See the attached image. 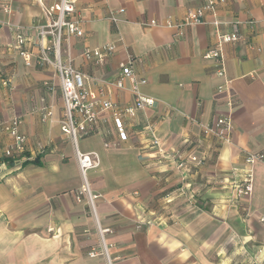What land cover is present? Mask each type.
I'll use <instances>...</instances> for the list:
<instances>
[{
	"label": "crops",
	"instance_id": "1",
	"mask_svg": "<svg viewBox=\"0 0 264 264\" xmlns=\"http://www.w3.org/2000/svg\"><path fill=\"white\" fill-rule=\"evenodd\" d=\"M207 0H77L83 34L63 43L75 68L90 77L97 99L132 105L131 79L110 82L130 56L138 90L154 105L137 110L128 138L116 148L110 111H98L101 133L79 140L99 164L88 171L99 227L111 264H264V163L250 167L247 153H264V0H223L201 23L182 28L189 7ZM4 4L10 11L5 12ZM115 17L116 20H113ZM237 25L239 39L221 46L224 76L203 58L218 35ZM252 20V23H247ZM48 22L35 0H0V120L20 119L31 160L0 170V264H107L97 224L86 202H77L81 177L69 138L60 130L64 105L52 65H39L35 27ZM216 22V23H215ZM26 37V65L14 38ZM113 44L103 63L83 58L85 48ZM223 82L227 88L217 90ZM43 107L50 117L42 118ZM232 120L228 142L203 138L200 123ZM166 149L186 148L202 138L200 165L178 170L151 147L144 129ZM4 137V141H8ZM42 147L40 149L39 147ZM251 169L252 190L237 196L235 182ZM186 184L192 200L177 187ZM95 249L97 255L89 256Z\"/></svg>",
	"mask_w": 264,
	"mask_h": 264
},
{
	"label": "built area",
	"instance_id": "2",
	"mask_svg": "<svg viewBox=\"0 0 264 264\" xmlns=\"http://www.w3.org/2000/svg\"><path fill=\"white\" fill-rule=\"evenodd\" d=\"M42 5L43 10L48 17V22L42 25L34 26L37 40L40 44V52L37 57L39 65H52L59 76L60 92L63 99L64 112L59 120L60 130L71 141L74 149V156L81 177V184L75 190L74 197L77 202H86L90 214L96 221L97 230L101 238V253L106 257L107 264H111L106 246L103 241V231L99 227L96 215L95 200L99 194L94 193L88 183L87 173L90 169L95 168L99 164L98 155L95 152H82L79 149V140L91 134L101 133L97 127L98 111L107 109L110 111V119L112 122L115 139L112 141L105 140L103 146L106 148H116L121 142L128 138V125L130 120L136 115L137 110H143L146 107L154 105V99L142 94L138 90V83L144 82L143 79H136L133 70V60L129 56L125 62L120 63V76L110 82L117 88L123 89V78L131 79L132 85L130 92L133 94L132 105H118L109 100L97 99L90 91L88 84L90 77L75 68L68 55L64 56L63 43L70 36H81L82 20L75 15V6L77 0H35ZM223 0H207L204 4L197 7H189L186 9L183 17L178 22L170 19L158 23L151 20L149 24L162 25L166 27L177 28L178 34L182 33V28L203 21V16L206 11H214L215 4ZM5 12L10 11L9 4H4ZM116 20L115 17H112ZM216 23V22H215ZM239 21L233 22L231 31L219 33L218 41L208 47L203 53V58L213 60L216 65V74L223 77L224 67L222 64L221 46L224 43H232L239 39L237 25ZM247 23H252L248 20ZM26 37L22 34H17L14 38V46L22 56L24 63L30 65L32 54L26 48ZM115 46L113 44H103L95 48H85L82 52L85 60L91 61L94 64H101L105 59L113 53ZM227 83L223 82L217 86L218 91L225 90ZM50 117L48 107H43L42 118ZM20 119L13 117L9 120H0V170L9 166H20L26 161L31 160V156L27 154L26 136L23 134L20 127ZM203 138L212 137L217 143L228 142L233 127L230 116H217L211 123H200ZM146 134L151 137V147L154 151L163 158L168 159L173 163L178 170H185L189 164L200 165L203 163V155L198 154L202 148V138L191 145L192 150L186 148H172L166 150L154 136V126L148 122L144 126ZM8 137V141H4V137ZM42 149V147H39ZM244 162L250 167L255 162L264 163V153H247ZM235 190L237 196H246L252 190V174L249 169L239 181L235 182ZM177 192L183 198L192 200V194L188 190L186 184H181L177 187ZM97 251L92 249L89 256L97 255Z\"/></svg>",
	"mask_w": 264,
	"mask_h": 264
}]
</instances>
